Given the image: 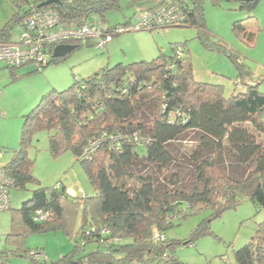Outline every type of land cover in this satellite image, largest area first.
Here are the masks:
<instances>
[{
  "label": "trees",
  "instance_id": "16d2710c",
  "mask_svg": "<svg viewBox=\"0 0 264 264\" xmlns=\"http://www.w3.org/2000/svg\"><path fill=\"white\" fill-rule=\"evenodd\" d=\"M41 1L12 0L17 11L0 28V41L12 40L14 27L22 25L32 11L30 4L38 7ZM118 1L61 0L49 6L58 10L62 23L83 25L95 24L89 22L92 11L105 16ZM239 1L242 8L252 10L260 0ZM189 3L183 22L150 31L195 26L206 46L225 51L237 65L242 88L243 77H251L250 70L231 48L209 42L203 0ZM130 21L133 19L120 25ZM235 29L246 34L241 22L235 23ZM93 44L74 43L76 49ZM66 56L54 58L47 66ZM245 83L246 90L226 95L222 83L197 80L186 47L180 45L172 55L162 53L151 61L117 63L77 79L66 89L50 90L25 116L20 146L4 165L5 171L14 181V189L39 183L33 175L29 146L34 133L46 129L51 153L57 156L71 150L82 163L95 194L70 201L63 183L51 188L38 184L20 208L21 220L13 222L15 235L63 226L67 204L77 203L82 205L84 216L75 236V250L57 262L38 259L39 264H71L76 260L78 264H169L176 261L169 253L175 241L167 235L175 218H187L189 213L211 207V219L197 225L192 233L195 238L209 231V221L246 197L264 210V143L258 139L264 137V92L256 82ZM140 147H145V154L139 153ZM39 209L49 211L50 216L35 220L33 215ZM157 233L159 238H155ZM88 243H97V249L80 256ZM234 259L236 264H264V221L251 240L234 251Z\"/></svg>",
  "mask_w": 264,
  "mask_h": 264
},
{
  "label": "rangeland",
  "instance_id": "374dc122",
  "mask_svg": "<svg viewBox=\"0 0 264 264\" xmlns=\"http://www.w3.org/2000/svg\"><path fill=\"white\" fill-rule=\"evenodd\" d=\"M156 1L119 0L118 5L108 10L105 16L92 11L89 22L108 28L123 24L129 19L136 20L139 9L149 8ZM241 5L239 0H203L209 42H221L231 48L250 70L251 77H243L242 88L238 84L240 70L237 65L225 51L206 46L195 26L124 32L115 36L104 47L95 43L92 46H82L64 60L42 70L35 71L33 64L11 69L7 64L0 63V148L3 149L0 164L4 165L13 159L14 151L21 143L25 116L50 90L66 89L77 79L91 77L117 63L151 61L162 53L172 55L175 47L180 45L186 47L197 80L222 83L225 85L226 95L236 90H246L245 81L248 80L256 82L264 92V0H260L252 10L244 9ZM237 22L242 23L246 34L235 29ZM21 32L22 27L16 25L13 29L14 37ZM245 125L251 126L249 123ZM49 136L48 130H40L34 133L29 146V157L34 161L33 175L39 183L31 182L26 189H13L12 209L0 213V249H7L12 253L9 264H39L41 259L32 255L36 251L42 252V258L57 262L75 250V236L84 216L81 204H67L63 226L26 236L15 235L13 222L21 220L20 208L38 188V184L51 188L59 182L63 183L69 188L67 191L70 201L95 194L94 186L75 154L69 150L53 155L49 147ZM258 139L264 143L262 135ZM145 152V147L139 148L141 155ZM103 162L107 160L104 159ZM212 213L211 207H203L189 213L187 218L174 219V225L167 230V235L175 241L169 253L175 255L176 261L169 264H236L234 251L248 243L258 225L264 221V210L246 197L236 207L225 210L209 221L207 233L192 237L197 225L210 220ZM19 230L23 232V226H19ZM128 241L129 239H125V242ZM188 241L192 243H187ZM97 247V243H88L84 250H80L79 255L93 252ZM130 264L158 263L135 261Z\"/></svg>",
  "mask_w": 264,
  "mask_h": 264
},
{
  "label": "built area",
  "instance_id": "2783aa9c",
  "mask_svg": "<svg viewBox=\"0 0 264 264\" xmlns=\"http://www.w3.org/2000/svg\"><path fill=\"white\" fill-rule=\"evenodd\" d=\"M189 4V0H161L152 8L139 9L136 20L110 29L91 23L67 25L61 22L56 8L49 5L35 7L31 3L32 11L25 17L18 38L0 41V63L13 67L33 64L38 70H42L53 61L54 50L60 44L93 42L104 47L117 33L152 30L165 24L183 22L187 18ZM1 156L2 150L0 158ZM4 165L0 164V213L12 209L11 193L14 189V181L7 175ZM49 216V211L39 209L33 218L41 221ZM159 236L157 233L155 238ZM32 255L37 259H42L43 256L42 252ZM10 259L11 254L0 249V264H9Z\"/></svg>",
  "mask_w": 264,
  "mask_h": 264
},
{
  "label": "crops",
  "instance_id": "0c3cea01",
  "mask_svg": "<svg viewBox=\"0 0 264 264\" xmlns=\"http://www.w3.org/2000/svg\"><path fill=\"white\" fill-rule=\"evenodd\" d=\"M159 1L160 0H157L150 7L157 5ZM16 11L17 8L13 4L12 0H0V28H3L6 25V23L14 16ZM19 26L22 27V25ZM18 36L14 37V34H12L11 39H17ZM67 189L69 188L67 187Z\"/></svg>",
  "mask_w": 264,
  "mask_h": 264
},
{
  "label": "water",
  "instance_id": "95a60500",
  "mask_svg": "<svg viewBox=\"0 0 264 264\" xmlns=\"http://www.w3.org/2000/svg\"><path fill=\"white\" fill-rule=\"evenodd\" d=\"M61 0H44L41 1L38 5L39 7L48 6L53 3H60ZM76 49V45L74 44H60L54 50V57L60 58L66 56L68 53L72 52ZM71 264H78L77 261L72 262ZM81 264V263H79Z\"/></svg>",
  "mask_w": 264,
  "mask_h": 264
}]
</instances>
